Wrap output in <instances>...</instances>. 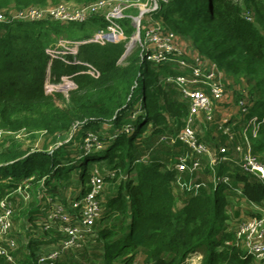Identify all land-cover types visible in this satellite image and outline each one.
I'll list each match as a JSON object with an SVG mask.
<instances>
[{"label":"trees","instance_id":"obj_1","mask_svg":"<svg viewBox=\"0 0 264 264\" xmlns=\"http://www.w3.org/2000/svg\"><path fill=\"white\" fill-rule=\"evenodd\" d=\"M96 1L0 0V15L11 20L12 14L28 8L61 3L84 6ZM160 4L162 9L149 17L178 40L188 42L187 48L202 62V71L213 70L221 76L224 93L230 80L235 90L236 84L240 86L239 101L249 96L244 101L245 119L257 118L259 128L256 137L251 128L247 137L253 154L264 162V0H161ZM137 12L129 10L130 15ZM8 20L0 21V130L44 132L55 140L67 136L69 141L33 151L3 144L0 201L7 198L13 204L18 189L27 185L30 192L41 189L44 198L50 197L52 213L59 202L57 206L80 218L79 209L70 211L61 189L72 186L77 190L76 201L88 194L95 176H101L108 188L104 186L101 193L102 214L91 234L80 247L63 251L54 264H137L140 257V264H185L200 251L202 264H259L238 243L236 232L228 229L235 201L264 210V182L255 175L239 167L230 172L221 163L217 177L228 172L231 182L209 183L208 189L178 205L175 172L168 166L181 147L160 142L180 130L189 112L180 88L168 81L181 73L178 62H151L145 52L121 60L125 43L86 44L79 58L90 55L100 74L94 77L86 73L87 67L51 60L46 49L56 47L60 40L90 39L102 25L99 17L86 24ZM123 25L128 42L135 28L128 18ZM73 74H77L73 77L76 88L69 92L67 104L61 92L45 90L51 77L52 82H59ZM171 117L178 120L177 128ZM212 117L208 136L220 140L219 127L226 125L225 120L218 113ZM146 155L148 162L142 160ZM210 173L206 167L205 180ZM40 204H30L25 210L32 229L25 242L9 248L13 262L0 253V264H39L44 250H62L65 224L47 218ZM253 212L250 218L262 217Z\"/></svg>","mask_w":264,"mask_h":264},{"label":"built area","instance_id":"obj_2","mask_svg":"<svg viewBox=\"0 0 264 264\" xmlns=\"http://www.w3.org/2000/svg\"><path fill=\"white\" fill-rule=\"evenodd\" d=\"M160 0H138V1H123V0H98L94 3L84 6H74L71 3H61L49 8H28L24 11L16 12L8 17L0 15V21L21 20V21H39L51 20L62 24L79 23L86 24L92 17H99L102 20V25L98 27L93 36L88 40L83 41H59L56 47L46 49V54L51 60H60L66 64L75 66L81 65L88 68L86 73L91 76L98 77L100 74L91 64L80 61L77 56L81 46L86 44H97L106 46L110 44H120L126 42V30L123 25V20L130 19L132 27L135 28V33L129 42L125 45V59L132 51L135 42L141 52H145L151 62L155 63H170L178 62L181 67H188L186 60L180 59L183 55L182 48L178 44L177 36L165 31L162 26L153 21L149 14L157 11L160 7ZM138 10L137 15H130L129 10ZM148 19L146 20V18ZM74 75L63 76V81H73ZM214 71L204 73L200 68H194L189 77L184 75L170 79L180 87L184 99L189 101L190 117L186 127L179 133L178 138L193 151L196 156L206 157L211 162H230L232 159L229 156L230 148L227 146L220 147V157L216 159L214 152L197 137L193 129L194 117L201 113H205L206 120H212V99L220 100L224 95L223 85L214 80ZM52 84V83H51ZM73 85L74 82H72ZM194 85L209 87L212 96L202 89L193 88ZM59 84L50 85V89L58 87ZM55 91V90H53ZM244 105V103H242ZM254 124V125H253ZM254 128V137L257 136L258 122L257 118H253L251 126ZM245 138L246 134H245ZM240 150V148H239ZM197 158L192 162V169H201V162ZM242 169L252 175H255L259 180L264 182V162L260 161L252 152L251 145L243 153L241 160ZM179 172L191 170L186 159H182L174 167ZM228 178H224L222 182L227 183ZM104 180L101 176H95L90 185V191L82 200H71V210L79 209L81 217L78 218L76 212H70L64 208L54 205L52 220L58 218L65 224L64 231L66 233L64 247L61 251L54 249L40 256L39 264H54V262L62 255V252L69 248H78L82 242H85L91 234V228L100 219L102 209L100 205V196L104 189ZM28 186L24 189L27 190ZM18 189V192L23 193ZM12 202L7 198L0 201V253L7 257L9 262L13 261L9 249L2 245L1 239L8 236L13 228L14 208ZM252 209L257 213H261L262 217L248 218L249 220L243 223L236 232V239L241 247L247 253L251 254L257 261L264 260V210L256 207ZM92 236V235H91ZM9 246V243H4Z\"/></svg>","mask_w":264,"mask_h":264},{"label":"rangeland","instance_id":"obj_3","mask_svg":"<svg viewBox=\"0 0 264 264\" xmlns=\"http://www.w3.org/2000/svg\"><path fill=\"white\" fill-rule=\"evenodd\" d=\"M72 5H74V4H72ZM74 6H77V5H74ZM60 41H62V40H60ZM134 43L135 44L133 45L132 51H135L136 54L139 52L141 53V50L138 49L139 47L136 44L137 42L134 41ZM92 45H97V44H92ZM89 47L91 48L92 46H89ZM96 55H97V53L94 54V58L96 57ZM80 57H81V59H80L81 61H84V62L89 63V64L92 63L90 55L85 54V55H81ZM75 75H77V74H75ZM51 79H52V77L49 79V82H47V84H46V87H45L46 91L51 92V91L55 90V91L61 92L62 94H64V97L66 99L65 103L67 104L69 102V100H68L69 92L76 88V86L72 84L73 81L66 80V82H65L61 78L59 82H52ZM53 84H59V86L56 88L50 89V85H53ZM232 87L231 86L228 87V89L226 90V97H225L226 99L224 100V102L220 103L217 106V109L215 112L218 113L219 119L222 118L223 121L225 119H229V120L231 118L235 119V121L237 122V125L232 128V131H233V133H235V136L240 143L239 138H241L244 135V132H245V134L248 135V133H247L248 131H246V128H245V130L243 132L242 128L238 127V125L243 124V119H244L243 116L240 114V111L238 110V106H237V102L239 101L240 98L236 93H240V92H238V89L240 86L238 84H236L237 89L235 90V92H234V89ZM170 121H171L172 125L173 124L178 125L177 119H174L171 117ZM253 125L251 126V129H252V132L254 134ZM206 127H209V126L206 125ZM210 130H211V133L212 132L214 133L216 131V129L213 126H211ZM66 138H67V136H63L62 138L60 137L58 140H55V138L48 137V135L44 132H38L35 134H28L26 132L8 133L6 131L0 130V149H2L3 144H4V146H6L7 144L8 145L16 144V145L22 146L23 148H25L29 151L45 150V149L48 150V149L53 148L54 146L61 144V142L67 143V141H69V138L67 140H66ZM233 145H236V144H233ZM176 152L177 153H185V154L187 153V151H185L183 148H179L178 150H176ZM232 155H233V157H232L233 160L235 158L236 162H240V158H238V156L234 152L232 153ZM236 167H239L238 163H233L232 166L229 167V169L234 170V168H236ZM76 178H77V176H76ZM77 180H78V178L76 179V181ZM63 186H65V183L63 184ZM25 190L26 189L21 190V191L24 193ZM33 190L34 191H31V192L28 189L26 190L27 194L29 196H27L26 193H24V194L19 193V196H17L15 198V200L13 201V204L15 207L14 215H13L14 220H13V228H12V231L10 232L11 234L9 233L10 236L12 235V237H11L12 239L9 238V235L5 236L1 239L3 246H5L4 243L10 244L9 246H6V249H9L11 246H14V247L16 245L19 246L21 243L25 242L26 238H28V237H26V236H28L27 232L30 231L32 229V227H30L31 223L27 221L28 216H27V213L25 212V210H27V208L30 206V204H40L41 203L43 206V210L46 213L47 218L52 217V209H49L50 205H51L50 197L44 198L45 194H44V191H42L41 189H39V190L33 189ZM105 190H107L106 186H105ZM61 191H62L61 192L62 197L64 199H66L68 201V204H69L71 202V200H73V197L75 196V193L77 190L75 191L74 188H72V186H70L69 188L66 187V188L61 189ZM56 203H59V202H56ZM238 203L239 202L235 201V203L233 204V207L230 208V210H229L230 219L228 220V229L231 231H234V232H237L239 227L243 223H245L246 221L249 220L248 218H250L251 212L254 211L250 205H248V207H249L248 208L245 205V203H243V204L242 203L238 204ZM227 209H229V207ZM45 213L43 214V217H44ZM13 260H14V257H13ZM141 260H142L141 257L138 258L137 264H140ZM202 260H203V252L200 251L194 255H191L187 259L185 264H202ZM260 263H264V261L262 260L259 262V264Z\"/></svg>","mask_w":264,"mask_h":264},{"label":"crops","instance_id":"obj_4","mask_svg":"<svg viewBox=\"0 0 264 264\" xmlns=\"http://www.w3.org/2000/svg\"><path fill=\"white\" fill-rule=\"evenodd\" d=\"M164 1L165 2H168V0H164ZM161 9H162V5L160 4V7H159L158 10H161ZM157 11H155V12H157ZM155 12H153V13H155ZM137 14H138V12H137ZM137 14H135V15H137ZM129 21H130V19H129ZM153 21H155V20H153ZM155 22H157V23H159L161 25L160 22H158V21H155ZM130 23H131V21H130ZM122 43H125V45H126L127 40H126V42H122ZM178 44L182 48V51H183V55L181 57H179V58L180 59H183V60H186V62L188 64V67H181V65L179 63H177V62H170V63H168V64L177 63V67L179 68V71L181 72L178 76L184 75L186 77H189L191 75V72H192V70L194 68H200L201 70H203L202 67H201L202 66V62L200 61V58L197 56L196 53H193L192 50H190L191 48L190 49L187 48L189 46L188 42L186 40H183V39H180L179 38ZM116 45H118V44H116ZM134 52L135 51H132L130 54H132ZM79 53H80V50H79ZM79 53H78L77 58L80 60ZM121 60H123V56H122ZM82 62H84V61H82ZM84 63H86V62H84ZM78 66H80V65H78ZM83 67H85V66H83ZM215 72H214V75H215L214 76V80L216 82H219L221 85H223L224 83H223V80H222L221 76L219 74L217 75V73H215ZM168 81L173 82V81H171L169 79H168ZM47 82H49V79L47 80ZM47 82H46V84H47ZM46 84H45V87H46ZM228 85L231 86L230 80L228 82ZM193 88H195V89H202V90H204L206 92V88H204V87H202L200 85H194ZM232 88L235 90L234 86ZM207 94L210 97L212 96L211 93H207ZM247 95H248V92H247ZM225 97H226V93H224V95L222 96L221 101H217V103L215 104V106L213 105L214 104L213 101H215V100L212 99L213 114L214 113H217V112H215L216 109H217V106L220 103L224 102V100L226 99ZM243 97H244V99L241 100V101H239V104L237 103V106H238V110L240 111V114L244 118L243 119V124L238 125V127L242 128V130L244 132L245 128H246V131H249L250 130V128H251V121L255 117H253L251 119L248 118L249 120L245 119V114L248 113V107L245 106L244 101H246V99H248L249 96L244 95ZM185 101H187L188 104H189V101L188 100L185 99ZM242 103H244V105H242ZM188 104L186 103V105L188 107V111H189L188 112V116H187V118H185L183 120L182 126H181L180 130H177V132L175 133V135L165 136V137H162L161 140H160L161 143L168 144V145H176V144H179L181 148H183L185 151H187L186 154L185 153H177L178 155H177V157H175L174 162L170 163L169 166H168V168H170V169L173 168L174 169V172H175V178H176L175 192L179 196V200H180L179 201V204H178L179 207L183 206V204H184V202H185V200H186L187 197L195 196L196 194H198L202 190L208 189L209 183H214L215 184L217 181L222 182V180L224 178H228L229 181L227 183H224L223 182V184H228L229 182H231L232 180H231V177L229 176L228 172H226L220 178L217 177V169H218L219 164L222 163V164H226V166L231 167L233 163H238L239 168L242 169L241 160H242V157H243V153L248 149V146L250 145V141H249V139L247 137V134H246L247 139L245 138V132H244V135L241 138H239L240 139V143H239L238 139L235 136V133H233V131H232V128L237 125V122L235 121V119H232V118L230 120L229 119H225L226 125H222L221 127H219V132H220L219 134L221 135V137L223 136V138H221L220 140L217 139V138H210V136H208V135H210L209 134V131H208V127H206L208 121L206 120L205 113H201L198 116L194 117V121H193V125H192L194 131L197 134V137L199 138V140L202 143L206 144L214 152V157L216 159H218L220 157V147L221 146H227V147H229L230 148L229 156L232 159V161L227 162V163H224V162H218L216 160L215 162H211V160L209 158H206V157H199L198 158L196 156V154H194L193 151H191L190 148H188L178 138L179 133L186 127L187 122H188V119L190 117V108H189L190 105L188 106ZM174 127L177 128L178 126L177 125H174ZM148 135H149V133H147L145 135L144 139H147L148 138ZM212 135H213V132H212ZM222 139H223V141H222ZM233 144H236V145H233ZM239 148H240V150H239ZM233 152L238 156V158H240V162H236L235 161V158L233 160V158H232L233 157V155H232ZM197 158L201 162V169H199V170H193L192 169V162H194L195 160H197ZM182 159H186L187 160V162L189 163V167L191 168V170H187L185 172H179L178 170H176L174 168L175 165L178 164ZM142 160L145 161V162H148L149 156L148 155L144 156ZM206 167H209L211 169V173L209 174V177H207V179L205 180L204 175H205ZM230 172H233V170H231ZM239 197H240V195H239ZM70 210H71V206H70ZM253 213H255V212H253ZM52 250H53V248H50V249L44 250V252L47 253V252H50Z\"/></svg>","mask_w":264,"mask_h":264},{"label":"bare ground","instance_id":"obj_5","mask_svg":"<svg viewBox=\"0 0 264 264\" xmlns=\"http://www.w3.org/2000/svg\"><path fill=\"white\" fill-rule=\"evenodd\" d=\"M170 80V79H169Z\"/></svg>","mask_w":264,"mask_h":264}]
</instances>
